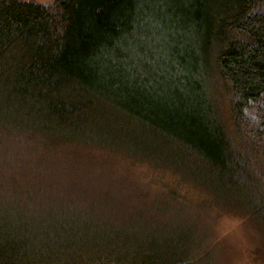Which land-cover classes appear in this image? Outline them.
Wrapping results in <instances>:
<instances>
[{"label":"trees","instance_id":"1","mask_svg":"<svg viewBox=\"0 0 264 264\" xmlns=\"http://www.w3.org/2000/svg\"><path fill=\"white\" fill-rule=\"evenodd\" d=\"M75 143L201 185L264 246V0H0V264H230L190 232L148 251L104 210L97 231L79 182L43 190Z\"/></svg>","mask_w":264,"mask_h":264},{"label":"rangeland","instance_id":"2","mask_svg":"<svg viewBox=\"0 0 264 264\" xmlns=\"http://www.w3.org/2000/svg\"><path fill=\"white\" fill-rule=\"evenodd\" d=\"M33 1L45 3L49 0ZM66 147L67 155L59 158L56 164L53 161L56 171L42 180L43 190H46L44 182L47 179L59 185L68 184L69 181L79 182V191L75 193L66 188V195L71 194L70 207H77L79 211H92L96 223L102 220L101 216L97 217V213L102 215L103 210L109 219L118 217L123 223H129L131 238L144 239L143 247L148 251L161 252L168 245L177 246L190 232L195 242L206 239L198 253L210 252V248L217 243L216 247L230 252V264H264L263 240L255 227L241 218V215L222 210L218 203L211 201L201 185L182 179L171 170L152 168L146 162L133 163L129 158L120 156L99 157L97 148L87 149L77 143ZM97 166L103 171L97 170ZM111 169L114 171V185H124L126 188L108 191L99 200L97 171L104 175ZM137 186L143 191L134 194L131 188ZM50 201L56 205L63 204L56 196ZM19 211L20 206L16 208V212ZM120 213L122 215H118ZM97 231H107L102 222L97 223ZM120 233L122 231L116 234L121 237ZM199 243H196V248Z\"/></svg>","mask_w":264,"mask_h":264}]
</instances>
